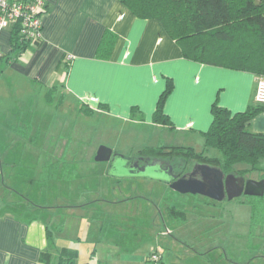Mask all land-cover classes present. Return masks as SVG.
Instances as JSON below:
<instances>
[{
  "label": "crops",
  "instance_id": "obj_1",
  "mask_svg": "<svg viewBox=\"0 0 264 264\" xmlns=\"http://www.w3.org/2000/svg\"><path fill=\"white\" fill-rule=\"evenodd\" d=\"M43 10L40 40L19 54L11 51L9 29H0V55L7 54L0 57V97L13 99L17 92L30 88L29 96L31 91H37L48 104L46 93L56 87L50 105L68 103L77 115H104L155 128L162 126L154 125L152 113L170 79L172 89L164 100V112L173 129L187 139L185 146L195 151L202 148L196 150L192 141L202 138L209 128L213 102L231 113L259 105L254 101L258 75L184 56L180 43L159 21L136 16L120 0H46ZM67 54L72 57L66 59ZM60 94L62 98H58ZM82 105L88 112L80 110ZM14 111L13 107L10 113L13 115ZM246 128L264 132V106L250 118ZM8 189L12 191L9 198L0 193V264H45L40 259L41 252L55 253L62 246L76 250L82 264H146L145 259L153 250L168 264L159 250L161 244L166 245L169 232L164 216L175 220L183 215L178 210L170 213L167 206L163 216L157 207L153 217V213H135L128 220L132 215L124 214L121 219L127 224L117 226L112 223L117 219L112 206L120 201L123 204L124 199L117 198L115 202L103 197L99 189L98 196L91 200L98 207L94 226L88 222L80 224L89 212L76 213L69 208L50 212V224L55 214L77 215L74 232L64 229V233L62 226L54 233L55 225L48 224L44 213L25 216L17 211L21 208L18 204L6 203L12 194L21 195ZM128 200L150 202L139 194L130 195ZM161 224L167 228L165 231L157 230ZM169 247L173 250V245ZM166 258L171 259L172 255L169 253Z\"/></svg>",
  "mask_w": 264,
  "mask_h": 264
},
{
  "label": "rangeland",
  "instance_id": "obj_2",
  "mask_svg": "<svg viewBox=\"0 0 264 264\" xmlns=\"http://www.w3.org/2000/svg\"><path fill=\"white\" fill-rule=\"evenodd\" d=\"M35 92L31 91L29 96V88L16 96L12 93L13 99L0 97V110L5 108L0 112V193L8 194L5 197L9 198L12 191L8 187L21 193L12 194L10 201H6L20 205L19 213L25 216L44 213L49 225L60 224L64 233L66 229L72 233L77 215L55 214L50 224V212L84 210L90 215L80 219V224L88 222L94 226L98 207L91 200L101 189L105 198H113L115 202L117 198L124 199L123 204L120 201L112 206L117 218L112 223L117 226L127 224L121 219L124 214L132 215L128 220L135 213H153V217L157 207L163 216L167 206L185 212V218L175 220L164 216L169 232L166 245L161 244L159 250L168 264H264V222L252 220L245 195L216 201L199 194L177 193L155 179H116L107 174L108 162L94 159L100 145L125 157H133L148 146L187 145L183 133L173 129L174 126L153 128L104 115H77L73 105L54 106L55 102L50 105V101L47 104L43 95ZM13 107L16 111L12 115ZM17 113L21 114L16 117ZM193 142L199 150L203 148L204 138H195ZM205 153L209 157H221V152L213 146L207 147ZM245 166L244 162L235 164L237 169ZM259 166L264 168V159ZM149 171L153 172V168ZM262 175L263 171L256 169L245 173L251 179H261ZM137 194L145 195L150 202L128 200L130 195ZM34 205L48 207L35 210ZM156 218L161 217L156 215ZM159 228L167 229L163 224ZM54 238L56 242L57 236ZM169 253L171 259L166 258Z\"/></svg>",
  "mask_w": 264,
  "mask_h": 264
},
{
  "label": "trees",
  "instance_id": "obj_3",
  "mask_svg": "<svg viewBox=\"0 0 264 264\" xmlns=\"http://www.w3.org/2000/svg\"><path fill=\"white\" fill-rule=\"evenodd\" d=\"M120 1L136 16L159 21L170 36L180 43L184 56L264 76V0ZM42 13L44 14V10ZM15 27L16 24L9 30L10 45L11 51L19 54L30 43L18 39ZM6 56L7 54L0 55ZM171 89L172 82L167 79L152 113V122L155 124L173 126L164 112V100ZM55 90L56 87L50 88L46 93L47 100L55 98ZM58 98H62V94ZM263 106L256 105L245 111L231 113L215 101L210 109V126L202 133L204 145L200 151H195L190 146L163 145L144 147L137 154L152 158H181L187 163V167L192 161L206 162L219 166L224 173L233 172L243 176L256 169L263 171L264 179V168L259 166L261 159H264V132H251L246 128L250 118ZM80 110L88 112V108L83 105ZM209 146L216 147L221 152V157H209L205 153ZM238 162H244L246 166L237 169L235 164ZM22 195L30 202L26 195ZM246 197L251 206L252 220L264 222V193L262 196ZM34 206L35 210L48 207ZM170 210H178L183 214L180 218H185V212L181 209L170 207ZM173 211L170 213H174ZM54 229L60 231L62 225H55ZM40 259L45 264H82L77 260V251L66 246L57 248L55 253L42 251Z\"/></svg>",
  "mask_w": 264,
  "mask_h": 264
},
{
  "label": "water",
  "instance_id": "obj_4",
  "mask_svg": "<svg viewBox=\"0 0 264 264\" xmlns=\"http://www.w3.org/2000/svg\"><path fill=\"white\" fill-rule=\"evenodd\" d=\"M94 159L109 163L107 174L111 177L155 179L167 184L170 189L180 194H199L221 201L231 200L241 195L262 196L264 193L263 178L251 179L233 172L224 173L219 166L206 162L196 161L189 171L177 176L171 173V166L162 169L159 159H153L144 167H138L134 162L133 167H130L132 157L115 153L105 145L97 148ZM119 161L121 162L118 163ZM150 168H153V172L149 171Z\"/></svg>",
  "mask_w": 264,
  "mask_h": 264
},
{
  "label": "built area",
  "instance_id": "obj_5",
  "mask_svg": "<svg viewBox=\"0 0 264 264\" xmlns=\"http://www.w3.org/2000/svg\"><path fill=\"white\" fill-rule=\"evenodd\" d=\"M46 0H0V29H11L16 24L14 31L20 41L30 44L36 43L41 38L43 8ZM72 55L67 54L66 59ZM95 101V98H91ZM254 101L264 105V76H259L255 83ZM146 264H164L157 250L149 252Z\"/></svg>",
  "mask_w": 264,
  "mask_h": 264
},
{
  "label": "flooded vegetation",
  "instance_id": "obj_6",
  "mask_svg": "<svg viewBox=\"0 0 264 264\" xmlns=\"http://www.w3.org/2000/svg\"><path fill=\"white\" fill-rule=\"evenodd\" d=\"M153 159H159L161 163L162 169H167L169 166H171V173L176 174L177 176L186 173L191 169V166L194 164L195 161L190 162L189 168L187 167V163L179 159H171L168 156H156V157H149L141 154H136L132 157L131 162L129 164L130 167H133L134 162L137 163L138 167H144L148 163H150Z\"/></svg>",
  "mask_w": 264,
  "mask_h": 264
}]
</instances>
